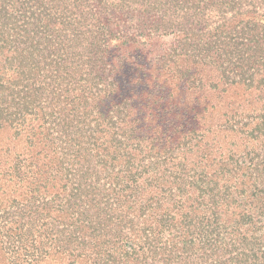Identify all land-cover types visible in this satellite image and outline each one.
Returning a JSON list of instances; mask_svg holds the SVG:
<instances>
[{
	"label": "trees",
	"instance_id": "trees-1",
	"mask_svg": "<svg viewBox=\"0 0 264 264\" xmlns=\"http://www.w3.org/2000/svg\"><path fill=\"white\" fill-rule=\"evenodd\" d=\"M0 264H264V0H0Z\"/></svg>",
	"mask_w": 264,
	"mask_h": 264
}]
</instances>
